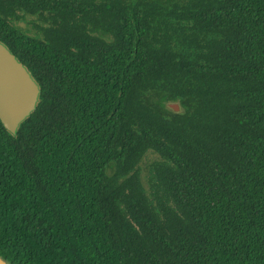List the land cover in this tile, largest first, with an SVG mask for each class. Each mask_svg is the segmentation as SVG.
<instances>
[{
    "label": "trees",
    "instance_id": "1",
    "mask_svg": "<svg viewBox=\"0 0 264 264\" xmlns=\"http://www.w3.org/2000/svg\"><path fill=\"white\" fill-rule=\"evenodd\" d=\"M0 41L41 87L0 119L10 264H264V0H0Z\"/></svg>",
    "mask_w": 264,
    "mask_h": 264
},
{
    "label": "water",
    "instance_id": "2",
    "mask_svg": "<svg viewBox=\"0 0 264 264\" xmlns=\"http://www.w3.org/2000/svg\"><path fill=\"white\" fill-rule=\"evenodd\" d=\"M41 87L25 64L0 41V119L17 134L20 124L36 110ZM170 106L179 111V105ZM0 264H10L0 255Z\"/></svg>",
    "mask_w": 264,
    "mask_h": 264
},
{
    "label": "rangeland",
    "instance_id": "3",
    "mask_svg": "<svg viewBox=\"0 0 264 264\" xmlns=\"http://www.w3.org/2000/svg\"><path fill=\"white\" fill-rule=\"evenodd\" d=\"M20 14H23L22 12H19ZM22 20L20 22V26L25 28V29H30L32 31H39L37 28H36V25L39 24V25H47V19H45V17H40L39 15H30V14H27L25 17H21ZM171 103H177L179 105L178 102L176 101H171L169 103V106ZM171 107V106H170ZM172 108V107H171ZM179 109H181L180 105H179ZM149 162L150 160H145L144 163L142 164L143 168L146 169L149 165Z\"/></svg>",
    "mask_w": 264,
    "mask_h": 264
}]
</instances>
